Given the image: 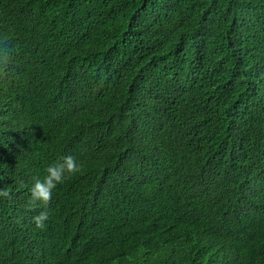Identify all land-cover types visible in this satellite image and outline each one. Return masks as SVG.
Segmentation results:
<instances>
[{
  "label": "trees",
  "instance_id": "1",
  "mask_svg": "<svg viewBox=\"0 0 264 264\" xmlns=\"http://www.w3.org/2000/svg\"><path fill=\"white\" fill-rule=\"evenodd\" d=\"M0 189V264H264V0H0Z\"/></svg>",
  "mask_w": 264,
  "mask_h": 264
},
{
  "label": "clouds",
  "instance_id": "2",
  "mask_svg": "<svg viewBox=\"0 0 264 264\" xmlns=\"http://www.w3.org/2000/svg\"><path fill=\"white\" fill-rule=\"evenodd\" d=\"M82 167L83 165L78 163L77 159L71 155L61 157L59 161L50 164L46 168V175L42 179L34 178L28 203L31 206H36L39 202L46 207L50 203L53 191L57 186L80 172ZM0 197L11 198V194L6 189H0ZM47 220V211H42L33 218V223L37 229L43 230L46 227L45 222Z\"/></svg>",
  "mask_w": 264,
  "mask_h": 264
}]
</instances>
